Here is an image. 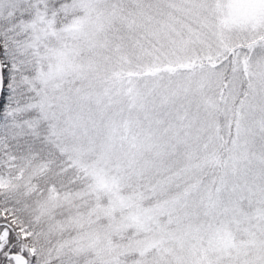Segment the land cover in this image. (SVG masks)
Segmentation results:
<instances>
[{
    "label": "snow or ice",
    "instance_id": "snow-or-ice-1",
    "mask_svg": "<svg viewBox=\"0 0 264 264\" xmlns=\"http://www.w3.org/2000/svg\"><path fill=\"white\" fill-rule=\"evenodd\" d=\"M0 264H264V0H0Z\"/></svg>",
    "mask_w": 264,
    "mask_h": 264
}]
</instances>
